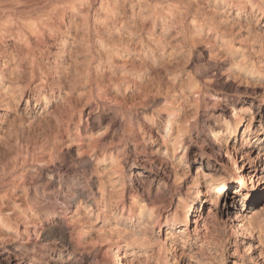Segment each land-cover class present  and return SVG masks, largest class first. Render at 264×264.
Listing matches in <instances>:
<instances>
[{"label": "rangeland", "instance_id": "374dc122", "mask_svg": "<svg viewBox=\"0 0 264 264\" xmlns=\"http://www.w3.org/2000/svg\"><path fill=\"white\" fill-rule=\"evenodd\" d=\"M34 1L0 2V264H115L118 247L126 264H264V0ZM247 153L261 178L239 189ZM73 176L65 261L39 219Z\"/></svg>", "mask_w": 264, "mask_h": 264}, {"label": "bare ground", "instance_id": "6f19581e", "mask_svg": "<svg viewBox=\"0 0 264 264\" xmlns=\"http://www.w3.org/2000/svg\"><path fill=\"white\" fill-rule=\"evenodd\" d=\"M1 1H3V0H0V2ZM5 2H6V0H4ZM19 2H23L24 3V5L22 4V3H20V4H22L23 5V8L21 7L20 9H23V10H26V12H28L29 11V9L31 8V6L33 5L34 6V3L32 2V1H34V0H18ZM31 2V3H27V2ZM53 1V0H52ZM63 1H66V0H63ZM72 0H70V2H71ZM8 2V1H7ZM6 2V4H8V3H10L11 1H9L8 3ZM35 2V1H34ZM36 2H38V1H36ZM35 2V3H36ZM40 2H41V0H40ZM43 2V1H42ZM49 2V1H48ZM54 2V1H53ZM56 2V1H55ZM68 2H69V0L67 1V3L65 4V3H62V2H58V3H60V4H62V5H67L68 4ZM69 2V6H71V8L73 9V11H74V7H75V5H76V1H74L75 2V4H74V6L73 5H70L71 3ZM28 5H27V4ZM37 4V3H36ZM35 4V5H36ZM38 4H41V3H38ZM37 4V5H38ZM57 4V3H56ZM72 4H73V2H72ZM1 5H4V6H7V5H5V3L3 4H1ZM0 5V6H1ZM12 5H13V3H12ZM68 5L66 6V8L68 7ZM10 6H11V4H10ZM19 6V5H18ZM17 6V7H18ZM77 6V5H76ZM2 7L3 6H1V9H2ZM64 7V6H63ZM5 8V7H4ZM12 9V8H11ZM14 9V8H13ZM62 10H63V8H61ZM69 9V8H68ZM67 9V10H68ZM71 9V10H72ZM4 10V9H3ZM3 10H1V11H3ZM15 10V9H14ZM18 10H19V8H18ZM23 10H21V13H22V11ZM61 10V11H62ZM64 10H65V8H64ZM238 10V9H237ZM20 11V10H19ZM66 11V10H65ZM75 11H76V8H75ZM247 11V12H246ZM67 12V11H66ZM248 13L249 12V9H247L246 10V8L244 9V10H239L238 11V14L239 13ZM62 14V13H61ZM65 14H67V13H65ZM72 14V13H71ZM74 14V13H73ZM245 20H247V19H245ZM33 22V21H32ZM32 22H31V24H32ZM257 24V23H256ZM246 27L247 28H249V30H251V26H250V23H249V21H247V24H246ZM252 29H253V27H252ZM216 36H217V34H216ZM205 37L206 38H208V34L206 33L205 34ZM218 38H222V36L220 35V34H218V36H217ZM62 43V45H61V50L60 51H62V48H63V50H64V47H63V45L67 42V40H66V38L64 37L63 38V40L61 41ZM232 44H231V42L228 44V46H231ZM227 49H229V52H230V57L232 58V59H234V58H236L237 56L235 55V53L237 52L236 51V49L235 48H233V47H229V48H227ZM58 52H59V50H58ZM218 63V62H217ZM214 64H216V63H214ZM217 65V64H216ZM215 65V66H216ZM219 66V65H218ZM218 68V67H217ZM40 91V90H39ZM37 94H38V92H37ZM226 101H227V99H226ZM233 109H235V108H233ZM171 114H173L172 112H170L169 114H167V117H168V119H167V125H166V129H170V126H171V122L169 121L170 120V116H171ZM221 116V114H219V116L218 117H220ZM233 117H234V122H227V123H225V125H226V132H225V134H228V135H230V136H232V135H234V133H236V130H237V128H238V122L240 121V119L242 118L241 116H239L238 114H233ZM253 119H254V112H251L250 111V113H249V119L247 120V122H246V125H245V128H244V130H243V133L245 134V136L247 135V137L246 138H244L243 137V140H245V145L246 146H250V145H252L253 147L254 146H256V142H258V141H260V136H259V134H256V133H254L253 135H251L252 137H251V139L249 140V138H248V135L250 136V134H251V126H252V123H253ZM217 122V121H216ZM215 124H217V123H215ZM260 124H261V122H260ZM211 125V124H210ZM211 128V127H210ZM212 129V128H211ZM214 129V128H213ZM212 129V130H213ZM220 130V129H219ZM215 131V130H214ZM220 132V131H219ZM214 133H217V132H214ZM215 135V134H214ZM223 136V135H222ZM221 136V137H222ZM246 157H247V163L249 164L248 165V168H243V163H241L240 164V170H239V173L238 174H236L235 175V180H236V182L238 183V187H239V189H241L240 187H244L245 186V183L247 182L248 184L249 183H251V182H253L252 181V179L253 178H255L256 177V179L258 180V179H260L261 178V176H258V173L260 172V170H261V168L258 166V162H254V157L251 155V154H249V153H247L246 154ZM138 169V168H137ZM56 171V170H55ZM54 171V172H55ZM121 172V171H120ZM57 173H59V172H57ZM121 173H123V171L121 172ZM57 175V174H56ZM121 175H123V174H121ZM260 177V178H258V177ZM50 177H51V175H50ZM60 177V176H59ZM134 177V176H133ZM61 178V177H60ZM121 178V177H120ZM131 178H132V175H130V176H128V181H131ZM62 179V178H61ZM82 179V178H81ZM123 179V178H122ZM122 179H120V180H122ZM133 179V178H132ZM255 179V180H256ZM80 180V179H79ZM124 180V179H123ZM39 182H42V181H39ZM38 182V183H39ZM78 181H77V179H74V176H73V180L71 181V186H69V187H66L65 185H64V190H65V194L63 195V200H61V207L60 208H55L56 207V203L54 204V208L53 209H45V210H43L42 212H41V216H40V221L42 222L41 224H42V227L40 228V230L38 231L39 233V235H40V237L41 236H44V238H46L47 239V237L49 238L50 236H52V235H57L60 239H61V250H58V255L57 256H59L60 258H64L65 259V261H68L70 258H71V256H72V252H70V250H69V246L67 245L68 243H66L65 242V232H66V230H67V225H68V223L71 221V218L73 217V213L71 214V216H70V213L72 212V210H71V208H72V205H73V203L75 202L74 200L76 199V198H78V196H77V194H76V191H75V188H76V184H78L77 183ZM82 182V181H81ZM121 182V181H120ZM123 182V181H122ZM121 182V183H122ZM125 182V181H124ZM199 182H200V180L199 181H197V184H196V187L194 188L195 189V193H194V195L196 196V200H197V202L196 203H185L184 204V206H183V209H182V221H184V225L185 226H187L188 224H190L191 223V221H192V215H193V209H194V207H195V205L198 203V202H201L200 201V193H201V191L199 190ZM49 183L51 184V185H54L55 184V181H52L51 180V182L49 181ZM58 184H59V186H60V184H61V182H58ZM124 184V183H123ZM126 184V183H125ZM258 184V183H257ZM42 185H44V184H42ZM36 186V185H35ZM41 186V185H40ZM83 186V185H82ZM258 186H260V185H258ZM258 186L255 188V191L258 193V191H259V189H258ZM36 188V187H35ZM84 188V187H83ZM237 191V190H236ZM236 191H234V193H236ZM245 191V190H244ZM36 193V192H35ZM80 193V192H79ZM83 193V192H82ZM37 195V194H36ZM35 196V195H34ZM38 196V195H37ZM58 200V198L56 199V201ZM77 201H79V199L77 200ZM38 202V201H37ZM57 202H59V201H57ZM187 202V201H186ZM78 203V202H77ZM35 204H37L36 203V201H35ZM79 204V203H78ZM49 206V205H48ZM80 206V205H79ZM33 207V206H32ZM51 207V206H50ZM35 208H36V206H35ZM32 209V208H31ZM33 210V209H32ZM36 210V209H35ZM197 210H198V207H197ZM32 212V211H31ZM189 213H191V215L189 214ZM27 214V213H26ZM34 214V213H33ZM178 214H179V212H178ZM180 215V216H181ZM33 216V215H32ZM35 216V215H34ZM179 216V215H178ZM37 217H39V216H37ZM135 217V216H134ZM27 218H29L30 219V217H27ZM131 218V217H130ZM137 218H139V216H137L136 215V219ZM32 219H34V218H32ZM32 219H30V221L32 220ZM1 220V219H0ZM31 222H35V221H31ZM32 224V223H31ZM35 224V223H34ZM39 224V223H38ZM36 225V224H35ZM166 225L167 226H171V225H173V223H171V222H166ZM34 226V225H33ZM38 226V225H37ZM34 228V227H33ZM30 229V228H29ZM31 230V229H30ZM34 230H36V229H34ZM26 232H28V230H25ZM33 231V230H32ZM20 232V231H19ZM19 232H18V234H19ZM25 232V233H26ZM34 232V231H33ZM17 233V232H16ZM21 236V235H20ZM67 236V235H66ZM22 237V236H21ZM24 237V236H23ZM22 237V238H23ZM56 237V236H55ZM54 237V238H55ZM77 237V236H76ZM84 237V234H83V232H79V234H78V237H77V242H76V244L78 245H80V244H84V239L85 238H83ZM53 240V239H52ZM55 240H56V238H55ZM41 241V240H40ZM50 241V240H49ZM48 241V242H49ZM57 241V240H56ZM60 241V240H59ZM74 241V240H73ZM47 242V241H46ZM58 242V241H57ZM49 244V243H48ZM44 245V244H43ZM53 245V244H52ZM57 245H59L58 243H57ZM76 245V246H77ZM45 246V245H44ZM48 246V245H47ZM49 246H50V244H49ZM74 247V246H73ZM53 248V247H52ZM56 249V248H55ZM58 249V248H57ZM74 249V248H73ZM51 251V250H50ZM120 248L118 247L117 248V250H116V262H115V264H126L125 263V259L122 257V256H120ZM52 252H54V251H52ZM122 253V252H121ZM43 254H45V253H43ZM57 254V253H56ZM36 255V254H35ZM33 258V260L35 259L34 257H32ZM37 258V257H36ZM40 258V257H39ZM61 259V260H62ZM72 261V260H71ZM39 262V261H38ZM62 262V261H61ZM60 262V263H61ZM71 263V262H70ZM15 264H23V262L22 263H20V261L19 262H16ZM41 264V263H40ZM63 264V263H62Z\"/></svg>", "mask_w": 264, "mask_h": 264}]
</instances>
